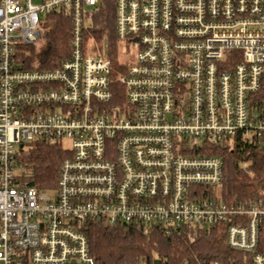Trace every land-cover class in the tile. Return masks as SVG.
<instances>
[{
    "label": "built area",
    "instance_id": "1",
    "mask_svg": "<svg viewBox=\"0 0 264 264\" xmlns=\"http://www.w3.org/2000/svg\"><path fill=\"white\" fill-rule=\"evenodd\" d=\"M105 2L126 45L120 103L89 30ZM56 12L71 20L70 52L44 68L28 47ZM263 75L264 0H0V264H96L92 222L169 234L226 223L227 244L264 264V204L210 190L223 179L216 148L264 139ZM41 139L71 143L46 191L20 163Z\"/></svg>",
    "mask_w": 264,
    "mask_h": 264
},
{
    "label": "trees",
    "instance_id": "2",
    "mask_svg": "<svg viewBox=\"0 0 264 264\" xmlns=\"http://www.w3.org/2000/svg\"><path fill=\"white\" fill-rule=\"evenodd\" d=\"M47 25L45 44L38 52L31 48V53L41 67L54 68L69 55L71 20L61 13H51ZM89 30L101 48L107 44L114 70V89L120 103L125 87L115 80L124 67L119 58L111 3L105 2L94 14ZM253 99L257 108L263 110L264 75ZM213 153L222 155L224 166L222 183L210 189L211 197L236 207L264 204V139L248 142L237 138L231 145L216 148ZM67 156L68 149L62 144L42 139L31 143L20 161L26 169V181L39 190L54 189L61 162ZM226 227V223H219L209 228L182 229L169 234L159 225L143 230L128 224L104 226L92 222L87 233L96 264H154L155 259H160L161 264H211L214 261L251 264V253L227 244ZM256 250L264 254V218Z\"/></svg>",
    "mask_w": 264,
    "mask_h": 264
},
{
    "label": "rangeland",
    "instance_id": "3",
    "mask_svg": "<svg viewBox=\"0 0 264 264\" xmlns=\"http://www.w3.org/2000/svg\"><path fill=\"white\" fill-rule=\"evenodd\" d=\"M34 2H39V0H34ZM114 9V8H113ZM114 13H115V11H114ZM47 24H48V22H47ZM48 26V25H47ZM47 28V27H46ZM46 30L47 29H45V33H46ZM46 35V34H45ZM45 35H44V38L42 39V40H40V41H38L36 44H33V45H31V46H29L28 48V50H29V52H31V48H33L36 52H38L39 51V49L45 44V41H46V39H45ZM125 47H126V45H124L123 44V42H119L118 41V48H119V58H120V60L121 61H125V60H127L126 59V56H125V54H124V52L126 51V49H125ZM123 48H124V50H123ZM124 51V52H123ZM32 54V53H31ZM33 143H35V142H37L36 140H34V141H32ZM63 146L64 147H66V148H69L70 146H71V143L69 142V141H67V140H65L64 142H63ZM28 149V148H27ZM26 149V150H27ZM29 171H30V169H29ZM51 195L52 194H54V192L52 191L51 193H50Z\"/></svg>",
    "mask_w": 264,
    "mask_h": 264
},
{
    "label": "water",
    "instance_id": "4",
    "mask_svg": "<svg viewBox=\"0 0 264 264\" xmlns=\"http://www.w3.org/2000/svg\"><path fill=\"white\" fill-rule=\"evenodd\" d=\"M154 264H161V260L160 259H155L154 260Z\"/></svg>",
    "mask_w": 264,
    "mask_h": 264
}]
</instances>
